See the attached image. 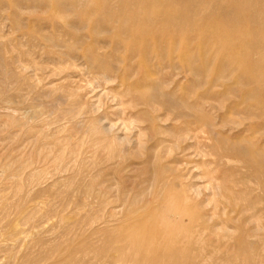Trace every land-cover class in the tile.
<instances>
[{
	"label": "rangeland",
	"instance_id": "1",
	"mask_svg": "<svg viewBox=\"0 0 264 264\" xmlns=\"http://www.w3.org/2000/svg\"><path fill=\"white\" fill-rule=\"evenodd\" d=\"M16 3L24 5L22 7L24 8L22 9L24 14L19 13L16 9L21 16L15 10L14 4ZM44 8L36 0H0V264H107L105 261L96 260L95 250L96 245H102L105 239L104 235L100 234L102 233L100 232L101 229L103 231L104 225L109 223L97 224L100 220L97 222L93 220L96 218L107 220L111 209L108 206L107 208L101 206L104 210L97 211L99 206L106 201L121 197L122 193L127 191V193H131L143 190L147 193L150 188L149 190L152 193L153 189L161 186V181L158 179H160L162 174L160 172H162L161 168L163 167L160 166V163L163 165L172 164L175 162L173 159H177L175 156L178 155L176 154L178 149L170 145L171 136L169 134L171 131L178 129L179 122L174 121L176 123H173V120L166 121V119L161 120L163 123L161 121L157 123L156 121L159 120H156L149 124L150 126L148 122L145 123L146 127H150H145V133L146 131L147 133L140 137L141 141L144 140L143 142L147 143V146L143 143V147H141L146 149L144 150L145 153L139 147H135L137 150L134 147L133 150L130 147V149H122L124 150L123 153L118 146L116 148L115 144H113V150L105 148L104 141L102 143V138H100L101 134L97 132V135L96 132H91L92 127L90 126H92L93 120L99 122V120L106 119L104 122L109 120L108 122L111 121L112 123V121L115 122L118 119L115 123L120 122V115H118L120 107L117 105L116 98L112 100L114 96L111 95L116 91H120L119 86L117 87L119 81L116 79L115 81L111 80L112 82L107 81V83L99 73L102 71L98 70L95 65L93 67L88 66L81 52L71 51L66 47H56V49H60L56 50L51 48L47 42H43L39 36L41 32L38 34L36 30H40L39 23L42 22L39 21H42V17H45V14H43ZM174 10L172 15L176 18L179 12H177V7ZM40 11L42 13H38ZM16 23L19 29L15 27ZM56 23H53L54 29L57 28L56 30L66 25L64 22ZM42 26L44 29L41 35H44V32L49 35L52 31L53 34L58 32L53 30L50 23L42 24ZM250 27L253 31L255 26L250 23H241L240 25L241 29H250ZM23 31L26 32L28 38L26 35L22 36ZM258 31H254L250 37L244 38L243 43L255 44L253 47L261 48V45H264V25L263 30ZM167 32L156 31L154 33L160 37L158 44L146 40L138 41L136 44L131 42L129 48H124V52L122 50L121 55L119 54L124 59V64L127 63V66H123L121 72L119 70L117 74L123 76L124 73L128 78L126 82H139V80H145L146 74L153 73L159 79L163 77V80L167 78L166 80L172 81L171 83L168 82L163 91L174 95L177 100L181 98L189 99L192 104H199L202 100H211L210 104L213 103L215 108L212 109L213 111H209L208 108L206 110H208L207 113L211 114L210 118L215 119H212L213 124L216 126L213 127L214 130L232 141H246L247 139L257 147H261L262 152L255 153L256 155L254 153L251 155L248 152L251 157L254 158L255 156L257 159L250 161L245 154L243 156L242 153L231 152L227 148H223V145H219L220 143L212 144L206 139L208 135L200 132L198 133L200 136H197L200 139L196 140L203 141L204 139V142L210 144H203L201 141V144L197 142L199 145H196V140L195 142L192 141L190 153L193 156L190 154L186 160L187 166L191 163L188 168H193L191 174L196 177L201 176L206 169L213 171V175L219 178V182L224 177H236L237 179L240 177L238 180L243 181L239 184L240 190H244L247 186L246 181L251 180L249 186L254 189V192L253 197L249 198H252L254 204L256 203V211L253 216L254 220L249 226L259 227L258 235L253 237L254 240L260 237L264 238V179L262 177V172H264L262 166L264 165V119H251L247 114V110L250 109L246 104L244 105L241 102L238 104L239 92L246 93L245 91L250 89L247 87L246 79L245 77L242 78V71H235L232 74L233 78H229L227 76L229 70H225L222 73V78L212 84L210 80L213 75H218L217 69L221 59L228 54L221 53L223 56H219L220 51L218 50H221V40H218L215 45L207 38L208 32L189 31V33L187 30L166 38ZM169 32L171 33V31ZM172 39L175 40L172 41ZM155 44L158 46L156 52L148 53L149 57L142 58L145 49L147 47L151 48V46L154 47ZM185 45L188 48L187 52L183 50ZM60 52H64V56ZM253 54L255 56L260 55L264 59V47L259 50V54ZM254 55L251 57L254 58ZM243 57L248 58L247 55H243ZM188 61L195 67L198 65V68L213 67L208 72L209 78H211L208 80L209 84H199V82L203 83L204 76L196 73L197 71L184 72V65ZM107 63L110 62L107 61ZM146 68H148V71ZM247 71L252 76L261 77L264 75V65ZM197 78L200 81H197ZM259 84L261 85L260 88L264 89V83L260 82ZM185 92L187 93L185 94ZM187 96L188 98H186ZM89 111L91 112L89 113ZM115 113L117 114L115 115ZM95 117L97 119H93ZM107 123H104V125L106 126ZM218 123L222 124L219 125ZM152 125L157 126L154 128ZM120 126L116 127L120 129ZM218 126L223 127V130L221 127L219 129ZM89 130L91 133H88ZM159 132L161 133L160 136L158 135ZM94 134L95 136H92ZM108 137L110 140L112 135ZM149 138H153L152 141ZM159 139L165 141L162 143V148L161 145H156ZM98 144L104 147H100ZM151 145L156 148L153 151L154 153L151 150L153 147H150ZM213 145H215V148ZM198 147L203 152L199 153ZM134 149L135 153H133ZM148 151H150L151 157L147 153ZM204 151H207L206 155ZM110 152L111 156L109 155ZM139 152L144 153V156ZM112 153L115 154L112 155ZM198 153L199 156H196ZM201 153H203V156H200ZM215 153H217L216 156ZM157 154L160 156L158 157ZM155 159L158 160L155 161ZM157 162L160 163L157 164ZM207 163L209 164L207 165ZM147 164L148 166H146ZM193 164H196V167L200 168L201 171L197 170ZM152 166H154V169H152ZM158 166L161 168L158 169ZM156 167L159 173L155 171ZM156 174L160 175L156 176ZM154 177H159L157 178L159 182L156 179L154 180ZM149 178L150 180H147ZM241 179L243 180L241 181ZM191 180L199 185L204 183L201 178ZM149 181L151 183L153 181L154 184L151 185ZM155 181L158 183L156 184ZM221 191V194L225 196L226 191L222 189ZM205 192V194H208L207 190ZM147 197H151V194ZM206 197L207 195L201 197V199H206ZM100 198L102 199L99 200ZM224 198L218 197L216 199L215 197V200L217 202L221 201L222 206L232 210L231 206L227 207ZM235 199L239 200L237 202L239 206L244 205L246 202V197H235ZM113 205H115V209L112 212L117 213L116 216L118 217L121 216L124 213L123 206H120L119 203ZM213 205L214 203L210 202L209 206L206 207L207 211H211ZM206 209L204 208L205 211ZM234 216L237 217L232 213L229 217H225L221 212V222L226 221L227 224H225L233 230L235 236L239 233L236 226L240 222H233L229 219H234ZM187 222L188 218H183V223L186 224ZM215 222L220 223V217L215 218L213 223ZM91 224L92 226H90ZM114 224L115 222L110 223L111 226ZM207 248L212 256L210 261H214H207L206 264H214L215 262V264H233V262L224 260V258L227 259L230 252L226 251V248H223L222 245ZM232 248L235 250V247ZM213 253L214 255H212ZM224 254L226 256L222 258ZM219 257L222 259L220 260ZM235 264L245 263L239 261ZM257 264H264V261H259Z\"/></svg>",
	"mask_w": 264,
	"mask_h": 264
},
{
	"label": "bare ground",
	"instance_id": "2",
	"mask_svg": "<svg viewBox=\"0 0 264 264\" xmlns=\"http://www.w3.org/2000/svg\"><path fill=\"white\" fill-rule=\"evenodd\" d=\"M36 1H38L39 4L45 7L43 13L45 14V17L44 18L42 17L43 20L39 21L42 22L39 23L40 30H36L38 34L40 32L42 34L43 32L44 27L43 26H42L43 28L41 27L42 24L44 25L45 23L48 24L50 23L52 27H53V23L56 22L58 23L64 22L66 24L64 27L58 30H56L57 28L54 29L53 27L54 31H58L56 32V34L55 33L53 34L52 33L53 31L51 32L53 35L51 33L50 35L46 34L45 32L44 35L39 34L40 39L43 42L45 43L47 42L48 45L54 49H56V47H63V48L66 47L71 51H76L78 53L81 52L83 54V57H85L88 66L93 67V65H95L98 68V70L102 71L99 73L102 75V77L106 82L107 81L112 82L113 80L115 81L116 79L119 81L117 87L119 86L120 91H116V93L114 92L111 95L114 96V97L112 96L113 97L112 100L116 98L115 100L117 101V105L118 107H120L119 108L120 113L118 114L120 115L119 117L120 122L118 124L115 123L118 121V119L115 118L117 121L116 120L115 122L112 121V123L115 124H112L111 121L109 123L108 122L109 120L107 121L108 122L107 123L104 122L106 119L102 121L99 120L98 117L99 122L93 120L94 122L93 124L91 123L92 126H90L92 127L91 132H96L95 134H97L98 132L101 134V137L100 135L99 137L102 138V143L104 141L105 148L109 150H113L114 149V148L112 149L113 144L116 145V148L118 146L121 152L129 147L132 148L131 150H133V147L141 148L143 147L144 140L142 139L143 141H141L140 137L142 135L144 136L146 128H150L149 124L155 122L156 120H159L156 121L158 123L161 120H166V119H167L166 121L173 120V123H176L174 121L179 122V125L177 127L178 129L175 131L174 130L171 131L172 130L171 129L170 131L172 133L170 132L169 134L171 136L170 145L175 146L178 149V153H176L178 155L175 156L177 157V159L176 160L173 159L175 161L174 163L170 161L172 164H174V166H172V164L169 163L163 165L159 162L160 166L163 167L161 168L158 166V169L159 168L162 169V172H160L162 174L161 175L159 174L160 179H158L161 181L160 184L161 186L158 184L160 186L158 187L159 189L158 188L153 189L154 191L151 190L153 191L151 193L149 188L148 191L150 192L151 197H147V198L146 196H150L149 192L145 193L143 190L139 191L140 188L138 189L139 192H131L135 188H133L130 191L131 193H127L128 191L127 192L125 191L126 193L121 192L123 194L122 196L120 195L121 197H116L114 200L112 199V201H106L105 203L102 202L103 204L99 206L98 208L99 210L97 211H102L104 210L102 207L107 208V206L111 209L110 210L111 213L108 216L109 218H107V220H102L101 218L100 219L96 218L94 220L91 219L93 221L96 220L95 222L100 220V222H97V224L109 223L108 225H104L105 229L103 228V231L102 229L100 231L102 232L100 234H103L105 239L102 245L101 244L96 245V250H95V256L97 258L96 260L101 262L105 261L107 264H206L207 261H210V258L212 257L209 251H207L208 249L207 247L212 246L213 248L214 245H222L223 248L224 247L226 248V251L228 250L230 253H232V254L226 253L229 255V256L227 255L228 256L227 259L224 258L226 254H224L222 258H224V260L226 261L233 262V264L239 261L245 264H257L259 261H264V238L260 237L262 239L258 238L257 240H254L253 237H256L258 235L257 231L259 230L258 229L259 227L249 226L250 223H252L254 220L253 216L256 211V203L254 204L252 198L251 199L249 198V197H253V192H254V189L249 186L251 180H247V181L245 180L247 186L244 190L242 189L240 190L239 184L243 182L242 180L244 179V177L243 179H241L242 182L238 180L240 177L238 179L236 177H235L236 179L224 177L221 179V182H219V178L213 175L212 173L213 171L207 169L203 174H201V176L196 177L195 175L191 174L193 168L191 169L188 168L189 164L191 163H189L187 166V160H186V158L187 157L189 158L191 154L190 153V148L192 146L191 142L192 141L195 142L196 139H200L199 137H197L198 135L200 136V134H198L200 132L204 134L206 133L208 135V136L206 135L207 141H210L212 144L220 143L219 145H223V148L225 147V149L227 148L231 152L234 151L236 153L237 152L242 153L243 156L245 154L247 159L249 157L250 161L257 160L255 156L253 158L251 157V155L252 153L257 154L259 152H262L261 147L260 148L259 146L257 147L256 145H254V143H252L247 139L246 141L245 140L232 141L228 137H225L220 133H218L216 130H214L216 126L213 124L212 119L213 120L215 119L214 118L211 119L210 118L211 114L207 113L208 110H206L208 108L210 111L213 108H215L213 106V103L210 104L211 100L208 99L202 100L199 104L198 103L192 104L189 102V99H185V98H181L177 100L174 98V95L171 94L173 96L172 97L169 93L167 92L165 93L163 91V89L165 90L168 82L171 83L172 81L170 82L166 80L167 78L166 79L164 78L165 80H163V77L159 79L158 76L153 75V73L146 74L145 80H139V82H135V81L126 82V79L128 80V78H126L124 73L123 76H121V74L120 75L117 74L119 70L121 72L123 66L127 64V63L124 64V59L120 57L121 55L120 53L124 48L128 49L131 42L136 44L138 41L146 40L158 44L160 37L154 34L156 31H164V32L168 31L167 32L168 34L166 33L167 34L166 38L172 37L174 34L183 32L184 30H187L188 32L191 31L198 33L208 32L209 35H207L208 36L207 38L211 40L213 44L216 45V42L218 40H221L222 42L221 50L220 49L218 50L220 51L219 56H223L221 55V53L224 54L228 53L226 54V57H223L222 59L219 57L221 59V62L217 69L218 75L214 76L212 74L213 78L211 79L209 78L210 76L208 72L211 69H213V67H207L205 69L203 67L198 68V65L197 67H195L189 61L184 65V72L190 73L193 71H197L196 73L204 76L203 83L199 82V84H207L209 82L208 81L209 79H211L210 81L213 84L222 78V73L225 70H229V73L227 75L229 78L230 77L233 78L232 74L235 71L238 70L242 71L241 73L242 78L245 77L247 82L246 84L248 85L247 87H249L250 89L245 91L246 93L239 92L240 95L238 94L239 95L238 104H240V102L242 104L244 103V105L246 104V106L250 109L247 110V114H249L251 119L263 120L264 119V89L260 88L261 85L259 83L260 82L264 83V75L261 77H257L254 75L252 76L251 73H248L247 70L250 71L254 68H259L262 65H264V59L260 55L255 56L253 54V53H255L256 55L259 54V50L263 48L264 45L263 46L261 45V48L259 47L257 48V47H253V45L255 44L251 45L250 43H243L244 42L243 40L244 38L250 37V35L254 31H258L260 29L263 30L264 0H64V1L36 0ZM19 3L14 4V7L15 10L17 9L19 13L22 14L23 13L22 9H24L22 7L24 5H20ZM175 7H177L178 10L177 12H179L178 13L179 16L178 14L177 15L175 14L177 16L176 18L172 15L173 13L172 11L174 10ZM19 13L17 12V14ZM38 13H42V12L40 11ZM17 19L15 20L17 21ZM17 23L15 24V27H18ZM241 23H245V24L250 23L252 24V26H255L254 27L255 29L253 28V31H251L252 29L251 27L250 29L247 28L241 29L240 28ZM169 31H171V33ZM24 35H26V32L23 31L22 36ZM173 40L175 39H172V41ZM151 48L147 47L145 49L144 55L141 53V55H143L142 58L147 57L148 53L156 52L158 46L155 44L154 47L151 46ZM183 48H184L183 50H186V52L188 51L186 45ZM60 53H63L62 56H64V52H60ZM243 55H247L248 58H244ZM253 55L255 56L254 58L251 57ZM107 61H109L110 63H107ZM104 65L108 67H105ZM170 67L172 68V66ZM146 69L148 71V68ZM197 81L200 80H198L197 78ZM199 84H197V86H199ZM186 93L187 92H185V94ZM186 98H188V96ZM92 105L94 106V104ZM247 107L246 109H248ZM90 112L91 111H89V113ZM116 114L117 113H115V115ZM93 119H97V118L95 117ZM147 122L149 125V126L147 125L148 127L144 125ZM104 123H107L108 127H106L107 125L105 126ZM161 123L163 122L161 121ZM116 126L118 127L120 126V129H118ZM155 126L157 125H154L153 127L155 128ZM219 127L221 126H218V128ZM154 128L153 130H155ZM221 128L223 130V127ZM164 130L166 131V129ZM89 132L90 130L88 131V133ZM160 132L159 134L157 133L159 136L161 135ZM95 134L92 136H95ZM110 135H112V138H110L109 140L108 136ZM202 137L204 138V136ZM151 139L153 138H149V140ZM201 141L202 140L199 141L196 140V143L200 142L201 144ZM213 141H215L216 143ZM164 142L165 141L159 139L156 145L157 146L161 145L162 148V143ZM202 142L203 144L209 143V142H204V139ZM203 144L202 146H205ZM196 145L199 144L197 143ZM213 146L215 148V145ZM150 147L154 148V145H151ZM199 147H198V152L199 153L203 152ZM152 148H151L152 152L156 150V148L154 149ZM135 149L133 153H135ZM195 149H197V147H195ZM144 150L146 149L144 148L143 151ZM150 151H148L147 153L151 157L152 155L150 154ZM206 152L205 155L207 154ZM248 152L251 153V155H249ZM139 153L143 154L144 156L145 151L144 153L141 152ZM199 153L196 156H199ZM114 154L112 153V155ZM201 154L200 156H203V153ZM216 154L217 153H215V156ZM109 155L111 156V152ZM157 155L158 157L160 156L159 154ZM157 155H155L156 158H158ZM157 160L155 159V161ZM57 161L59 160L57 159ZM159 163L157 162V164ZM208 164L209 163H207V165ZM146 166H148V164ZM194 166L195 168H197L196 164ZM262 166L264 167V165ZM152 167H153L152 169H154V166ZM197 170H200V168L199 169L197 168ZM155 171L158 172L157 167ZM262 173H263L262 177L264 179V172ZM225 174L227 175L226 171ZM159 175L156 174V176ZM155 177L154 180L155 179L157 180V178H159V177L157 178ZM193 178L203 179L204 181L203 185L194 183L191 180ZM147 180H150V178ZM158 182H156V184ZM152 183L151 185L154 184ZM221 189L223 191H226L225 196L221 194L222 192ZM206 190L208 191V194H205ZM206 195H207L206 199L202 200L201 197H204ZM215 197L216 199L218 197H225L224 199L227 203V207L229 208V206H231L232 210L222 206L220 203L221 201L217 202V200H215ZM235 197H246L245 204L239 206V204L237 203L239 200L237 201ZM101 199L102 198H100L99 200ZM210 202H213L214 205L212 206L211 211L209 210L207 211L206 207L207 205L209 206ZM115 203H119V205L123 206L124 209V213H122V215L119 217L116 216L118 215L117 213L115 214L112 212L115 209V205H113ZM204 208L206 209V211L204 210ZM221 212L225 217H229V215H231L232 213H234L237 216V217L234 216L235 217L234 219L229 218L233 222H240L236 226V229L239 230V233L237 235L235 236L233 235V230L227 227L226 221L223 220L221 222ZM185 217L188 218V222L186 224L183 223V218ZM219 217H220V223L217 222L213 223L214 219ZM242 217L243 219H241ZM111 222H115V224L111 226L110 225ZM92 224L90 226H92ZM232 247H235L234 248L235 250H233ZM212 250L216 251L215 249ZM214 253L212 255H214ZM222 258H220V260Z\"/></svg>",
	"mask_w": 264,
	"mask_h": 264
}]
</instances>
